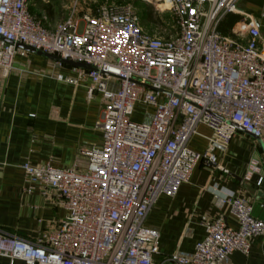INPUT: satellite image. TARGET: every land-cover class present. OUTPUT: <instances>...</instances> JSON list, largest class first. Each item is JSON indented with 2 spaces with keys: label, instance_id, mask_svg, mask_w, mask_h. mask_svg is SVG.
Instances as JSON below:
<instances>
[{
  "label": "built area",
  "instance_id": "2783aa9c",
  "mask_svg": "<svg viewBox=\"0 0 264 264\" xmlns=\"http://www.w3.org/2000/svg\"><path fill=\"white\" fill-rule=\"evenodd\" d=\"M148 1L171 15L175 35H150L130 6L106 4L51 29L32 14L30 0H0L4 79L25 45L91 66L80 71L91 82L88 98L100 94L104 102L101 142L80 153L84 166L22 167L68 214L37 243L0 231V257L12 264H154L160 234L145 221L158 199L174 198L201 161L218 166L216 147H229L238 128L264 148V38L243 0ZM228 15L239 20L224 34ZM201 127L210 132L202 153L190 148L204 137ZM250 173L264 183L256 162ZM218 204L230 207L237 227L217 218L191 257L169 262L225 264L264 239V222L248 201L229 196Z\"/></svg>",
  "mask_w": 264,
  "mask_h": 264
},
{
  "label": "crops",
  "instance_id": "0c3cea01",
  "mask_svg": "<svg viewBox=\"0 0 264 264\" xmlns=\"http://www.w3.org/2000/svg\"><path fill=\"white\" fill-rule=\"evenodd\" d=\"M39 2L50 5L39 9L50 23L58 4L69 5V16L77 19L89 12L76 7L75 0H30L31 12ZM241 9L264 38V0H243ZM80 71L87 70L22 48L7 79L0 69V231L7 235L37 243L68 214L54 197L29 182L25 164H50L60 170L84 166L80 153L101 142L96 124L104 102L100 94L88 98L91 82ZM199 132L204 137H194L190 148L202 153L210 132L203 127ZM215 153L218 166L201 161L174 198L161 196L149 212L145 225L160 234L154 264H174L169 262L173 256L191 257L206 237V226L217 218L237 227L230 207L218 204L224 197L248 201L253 217L264 222V183L258 186L260 174L250 173L253 162L264 171L261 143L237 129L229 147H216ZM0 264L12 263L0 257ZM225 264H264V239H254L248 255L235 252Z\"/></svg>",
  "mask_w": 264,
  "mask_h": 264
},
{
  "label": "rangeland",
  "instance_id": "374dc122",
  "mask_svg": "<svg viewBox=\"0 0 264 264\" xmlns=\"http://www.w3.org/2000/svg\"><path fill=\"white\" fill-rule=\"evenodd\" d=\"M79 9L85 11H94L98 9L100 6L106 4H115L120 6H130L136 10L138 15L140 16V22L143 29L149 33L150 35L156 37L167 38L175 35L176 29L173 25L172 17L169 13H167L159 4L152 3L148 0H75ZM46 6H50L46 3L39 2L37 8L32 10V14L46 22L48 27H53L57 24H62L69 19L70 14V6L64 4L57 6L55 11V20L50 23L41 13H39V9L45 8ZM73 6V4H72ZM75 7V5H74ZM55 8V7H54ZM72 9V8H71ZM152 14V19L147 21L145 16L147 14ZM51 25V26H50Z\"/></svg>",
  "mask_w": 264,
  "mask_h": 264
},
{
  "label": "water",
  "instance_id": "95a60500",
  "mask_svg": "<svg viewBox=\"0 0 264 264\" xmlns=\"http://www.w3.org/2000/svg\"><path fill=\"white\" fill-rule=\"evenodd\" d=\"M0 39H1V37H0ZM18 47H19V48H22V49H24V50H27V51H29V52H37V53H39V54H44V53H42V52L36 51V50H34V49H32V48H30V47H28V46H25V45H19ZM45 55H46V54H45ZM46 56H48V57H50L51 59H54V60H56V61H58V62H61V63H64V64H68V65H70V66H73V67H75V68H81V69H86V70H93V68H92L91 66H88V65H86V64L75 63V62H71V61H66V60L60 59V58H58V57L51 56V55H46ZM237 128H238V127H237ZM238 129H241V128H238ZM241 130H243V129H241ZM243 131H244V130H243ZM244 132H245V131H244Z\"/></svg>",
  "mask_w": 264,
  "mask_h": 264
},
{
  "label": "trees",
  "instance_id": "16d2710c",
  "mask_svg": "<svg viewBox=\"0 0 264 264\" xmlns=\"http://www.w3.org/2000/svg\"><path fill=\"white\" fill-rule=\"evenodd\" d=\"M145 19L147 21H150L152 19V14L148 13L146 16H145ZM239 20V17L236 16V15H228L222 25V28H221V31L224 33V34H228L226 32H229L230 31V26L234 25L237 21ZM224 26V27H223Z\"/></svg>",
  "mask_w": 264,
  "mask_h": 264
}]
</instances>
